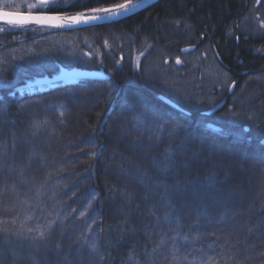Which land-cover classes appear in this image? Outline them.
Masks as SVG:
<instances>
[{
    "label": "trees",
    "instance_id": "obj_1",
    "mask_svg": "<svg viewBox=\"0 0 264 264\" xmlns=\"http://www.w3.org/2000/svg\"><path fill=\"white\" fill-rule=\"evenodd\" d=\"M124 2L61 0L58 10L43 12L91 14ZM27 3L35 0H9L3 9L27 13ZM257 5L158 0L132 16L87 27L0 23V144L9 151L15 145L17 166L31 160L25 179L34 176L36 186L44 185L43 207L51 213L33 215V184L17 176L5 193L7 174L0 173V241H8L0 244V264H264V36L245 28L264 10V0ZM187 47L195 49L183 52ZM136 48L146 54L133 56ZM206 50L237 84L227 100L204 111L183 106L145 77L149 61ZM78 70L102 71L107 78L44 92L25 89ZM242 107L254 112L253 119L242 117ZM143 110L167 121L163 132L148 124ZM157 180L168 186L171 208L158 202L164 189ZM166 211L172 212L168 223ZM49 226L60 230L31 247L26 237L39 230L49 236ZM177 229L189 240H177L174 259ZM161 236L169 241L168 260L153 252Z\"/></svg>",
    "mask_w": 264,
    "mask_h": 264
},
{
    "label": "snow or ice",
    "instance_id": "obj_2",
    "mask_svg": "<svg viewBox=\"0 0 264 264\" xmlns=\"http://www.w3.org/2000/svg\"><path fill=\"white\" fill-rule=\"evenodd\" d=\"M63 3H68V0H63ZM53 6L54 10H58L61 5V0H35V3H27V14L22 13L19 9L14 11H6L3 8H0V20L4 21L7 25L11 26L12 28H23L29 24H36L41 26H49V27H68L71 28L73 26L79 25H90L96 22H100L103 20H112L116 19L120 16L127 15L128 13L134 11L136 8L140 7L139 2H134V0H125L124 3H119L114 5L110 8H92L89 10L92 14H86L85 12H81L77 15H48L43 12L44 9ZM33 9H39L40 12L33 14ZM5 31L4 28H0V32ZM122 59V58H121ZM166 62V61H165ZM177 64L181 63L179 59L175 61ZM235 85L233 84L232 87ZM230 90V89H229ZM126 111L130 112H139L140 109L135 108V106H126ZM143 115L145 120L148 122L149 125H156L161 132L164 130V124L167 121H163L161 123L162 118L151 111L143 110ZM34 127H38V125H34ZM175 130H171L168 132V135H173ZM19 155V152L15 148V145L12 146L11 151H9L7 144H0V173H6L7 175L4 177L2 183L4 185V192L6 193L9 190V180L14 177H19L21 183H32L33 187L35 188L36 196L32 198L31 207H35L38 212L33 213V215H39L41 217L45 215H51L48 213L47 210L43 207L46 201L43 199L45 193L44 185L41 184L40 186L35 185L36 178L33 176L31 180L25 179V167H31V160H29L28 164L25 167H19L16 164V157ZM166 159V158H165ZM168 165L165 163L164 168L166 169ZM50 175V174H49ZM46 183V181H45ZM157 188L163 187L164 191L161 195L160 203L165 204L166 207L171 208L170 203H166L168 201V186L162 180L154 181ZM11 190L15 191V185H11ZM195 195V193H193ZM147 198V197H142ZM23 203L28 204V200H25ZM75 209H73L74 211ZM155 215V213H152ZM172 216L171 211H166L163 216V222L168 223L170 217ZM157 222L161 221L160 217H157ZM56 221H52V225H55ZM38 229L30 228L28 231L29 233L36 231ZM60 229L49 226L48 233L49 236L45 235L43 230H39L37 236H29L26 239L29 241L31 247H38L46 244L48 238L51 235H54ZM175 231V235L171 237L172 243V253L173 258H176V253L179 252V245L177 244V240L179 239L183 243H187L189 237L187 234L181 235V232L177 230ZM168 240L161 236V239L156 248L153 249V252L162 257L164 260H168V256L165 255V250L167 249ZM8 243L7 239L0 241V244ZM59 248V244L56 245ZM95 246L93 245V248ZM184 260H188V256L185 255ZM100 259L102 260L103 257L101 256ZM202 264H206V261H203Z\"/></svg>",
    "mask_w": 264,
    "mask_h": 264
},
{
    "label": "rangeland",
    "instance_id": "obj_3",
    "mask_svg": "<svg viewBox=\"0 0 264 264\" xmlns=\"http://www.w3.org/2000/svg\"><path fill=\"white\" fill-rule=\"evenodd\" d=\"M8 3L9 0H0V8H4ZM245 28L249 29L253 35L264 36V10L259 12V16L256 15L248 19L245 22ZM129 49L130 39L127 42V51ZM208 51L179 57L177 58L181 61L179 64L175 62L177 59L157 60L151 63L149 61L144 72L145 77L183 106L204 111L216 105L221 98L224 99L225 91L231 92L233 85L232 78L226 69L219 64L216 56ZM135 54L138 57L144 56L146 53L140 52L136 48L133 56ZM136 68L139 69V65ZM66 72L63 71V73ZM44 90L46 88L42 87L28 92L34 93ZM243 92L251 95V90ZM243 95L245 96L244 93ZM250 113L254 114V112H249L247 107L241 108L242 117L246 116L247 119H253ZM235 118L230 117V120L233 119L231 124H236Z\"/></svg>",
    "mask_w": 264,
    "mask_h": 264
},
{
    "label": "water",
    "instance_id": "obj_4",
    "mask_svg": "<svg viewBox=\"0 0 264 264\" xmlns=\"http://www.w3.org/2000/svg\"><path fill=\"white\" fill-rule=\"evenodd\" d=\"M157 1L158 0H139L137 2L140 3V7L136 8L134 11L128 13L127 15H123V16H120L112 20H103V21L96 22L90 25L73 26L71 28L87 27V26H92V25L103 24L106 22L117 21V20L129 17V16H132L134 14L144 11L148 7L155 4ZM24 14H27V13H24ZM0 23H5V22L0 20ZM29 25L37 26L39 28H68V27H49V26H41V25H36V24H29ZM192 50H194V47H187L183 49V52H190ZM106 78H107L106 74L102 71L78 70V71L62 73L61 75L54 77V78L41 79L36 83L28 85L25 89H28L29 91V90H37L38 88L43 87V88H46V90L44 91H47L49 89L57 88L59 86H69V85L77 84L83 80H104ZM163 100L170 106L176 109H181V107L178 104H176L174 101H172L171 99L164 97ZM222 105L223 104L218 105L213 110L209 111V113L217 111Z\"/></svg>",
    "mask_w": 264,
    "mask_h": 264
},
{
    "label": "flooded vegetation",
    "instance_id": "obj_5",
    "mask_svg": "<svg viewBox=\"0 0 264 264\" xmlns=\"http://www.w3.org/2000/svg\"><path fill=\"white\" fill-rule=\"evenodd\" d=\"M261 2H262V0H258V7L260 8V5H261ZM257 7V8H258ZM260 12V11H259ZM258 16H259V13H258ZM195 49V48H194ZM137 69V68H136ZM138 70V69H137ZM227 71V70H226ZM227 73H228V71H227ZM229 74V73H228ZM230 75V74H229ZM232 78V77H231ZM232 82H233V84L235 85L234 87H232V91L231 92H228V93H232L233 91H234V89H235V87H236V81H234V79L232 78ZM228 93L225 91V93H224V95H223V98L224 99H221L222 101H225V100H227L226 98H227V96H228ZM221 101V102H222ZM220 104H222V103H220ZM218 106V105H217Z\"/></svg>",
    "mask_w": 264,
    "mask_h": 264
}]
</instances>
